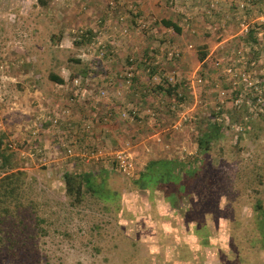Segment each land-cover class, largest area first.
Listing matches in <instances>:
<instances>
[{"label": "rangeland", "instance_id": "rangeland-1", "mask_svg": "<svg viewBox=\"0 0 264 264\" xmlns=\"http://www.w3.org/2000/svg\"><path fill=\"white\" fill-rule=\"evenodd\" d=\"M45 1L41 6L38 0H0V164L5 152L26 172L29 196L45 218L38 230L30 229L33 249L15 257L0 251V264H264V251L252 230L256 201L264 207L263 30L254 47L242 41L251 28L264 24V0H224L213 7V0ZM163 19L177 22L180 33L163 27ZM243 21L247 33L242 32ZM125 26L127 35H118ZM86 30L97 31L101 45ZM77 35L88 41L76 45ZM109 42L122 46L119 53L109 52ZM102 47L109 57H97ZM203 51L207 56L200 62ZM143 55L152 58L150 69L141 65ZM129 58L130 64L136 62V83L118 84L120 99H99L101 80L117 82ZM83 65L94 70L87 89L96 92L90 102L75 106L92 104L98 122L110 125L109 136L119 128L120 137L104 138L99 147L102 152L126 150L133 173H119L107 153L95 160L97 150L80 152L79 172L94 173L105 189L97 192L98 199L87 195L81 207L73 208L66 203L61 179L63 172L75 171L69 162L61 167L62 160L34 154L31 141L25 148L16 137L23 130L33 139L37 118L49 122V113L69 98L48 75L53 72L69 82ZM160 86L170 88L172 95L159 93ZM133 88L139 91L136 96ZM130 103L132 114L138 112L147 124L140 120L134 125L133 116L103 122L106 107L110 111ZM91 114L80 115V134ZM210 118L223 126L222 139L208 157L222 160L218 171L223 191L201 177L192 186V199L176 200L174 211L159 191L133 187L132 180L150 160L192 157L197 129ZM232 194L240 196L233 215ZM180 210L188 211L192 223L183 222Z\"/></svg>", "mask_w": 264, "mask_h": 264}, {"label": "trees", "instance_id": "trees-1", "mask_svg": "<svg viewBox=\"0 0 264 264\" xmlns=\"http://www.w3.org/2000/svg\"><path fill=\"white\" fill-rule=\"evenodd\" d=\"M38 2L41 6H45L46 4L45 0H38ZM160 24L167 29L171 28L176 33H180V28L177 22L175 24L170 19H163L160 21ZM260 29L263 30L262 37L264 40V24H261L260 26H254L251 28L248 31L247 36L242 41L246 44H252V46H255L257 43V33ZM96 32L97 31L86 30L85 35L90 38L95 36V38H97ZM83 37L77 35L76 45H81L84 41H88ZM134 43L140 44L139 41ZM109 44H111V42ZM261 50L264 52V45ZM255 51L256 50L253 49L252 52ZM105 56L108 57L110 55L106 54ZM206 56V51L199 53V61L203 62L206 59ZM143 57L144 58L141 59V65H143L144 69H150V67H153L151 65L152 58L148 55H143ZM130 59L131 58L126 60L125 66L123 64L122 67H124V69L120 70L122 67L119 68L121 72H124L129 67L132 68L133 65L134 68L136 67V62L132 64L128 62ZM131 62H133V59ZM75 63H80V61L76 60ZM97 69L99 70V67ZM91 71L94 70L86 68V65H83L80 69H75L74 72L78 75L76 77L81 78L83 87L90 86L87 83L90 82ZM48 79L55 85H64V79L53 72L48 75ZM136 80L137 76L135 75L132 77V85L134 82L136 83ZM260 81L262 85H264V73L262 74ZM90 92L92 94V92L95 93L96 90L92 89ZM137 92L139 91H136L135 88H133L132 95L136 96ZM158 92L162 95H172L170 88L165 89L161 86L158 88ZM130 104L132 105V103ZM120 110L128 113L130 116L129 118H132L133 116L135 121L134 125L140 120L143 122L142 125H145L147 124L146 122H148V119L141 117L138 112L132 114V110L126 109L123 106L111 109V114L109 115L110 117L107 120L106 118L108 114L101 116L103 122L115 120L123 122L124 119L118 116V111ZM98 119L100 118L93 117V122ZM155 123L158 124L157 121ZM42 124H45L46 127H63V124L53 126L52 122ZM67 127L71 129L69 124ZM222 135L223 126L221 123L217 122L215 118L206 120L204 123L200 124L197 129V136L195 140L196 153L192 157L185 156V158H183L184 160H180L179 157L150 160L139 173L138 177L132 180L133 187L135 189L151 190V192L159 191L164 196L166 202H168L173 208L176 200H180L181 198H187L188 200L192 199V195L195 192L193 191L192 186L194 182L201 177L208 182H212V184L215 183V185L219 188V191H223L224 181H222L219 177L218 171V168L222 166V160H209L208 158L213 145L222 139ZM6 151H8V149H6ZM1 158L3 160H1L0 164V251L2 253L9 254L10 257H15L22 252H25V250L31 251L33 249L32 244L29 243L32 240V232L30 229L33 228L38 230V228L45 223V218L38 215V211L34 208L33 199L29 196V192L26 188V181H24V178L27 176L26 172L23 169L20 170V167H17L18 164L14 163V160H8L5 152L1 154ZM112 166L116 169L114 162H112ZM102 175L106 180L107 172H103ZM96 178V175L93 173L63 172L61 176L62 190L66 203L70 207L78 208L86 202L85 198L87 195L98 199L99 197L97 192L100 191L102 193L105 189V185L102 184L104 182L103 180L96 183ZM206 186H208V184ZM232 188H234V186L231 184L230 190ZM198 192L199 187L197 193ZM239 198L240 196L237 194H232L231 197L228 195L232 215L238 209L237 202ZM254 208L256 211V222L252 230L254 234L257 235L256 238L258 237L260 240L261 250L264 251V207L261 200L256 201ZM187 221L193 220L187 217ZM231 252L235 254L236 251L231 250Z\"/></svg>", "mask_w": 264, "mask_h": 264}, {"label": "crops", "instance_id": "crops-1", "mask_svg": "<svg viewBox=\"0 0 264 264\" xmlns=\"http://www.w3.org/2000/svg\"><path fill=\"white\" fill-rule=\"evenodd\" d=\"M226 5H227V2H226ZM227 9H228V7L226 6L222 9V11L225 12V11H227ZM110 29H111V27L109 28V30ZM130 42L134 43V42H138V41L132 40ZM109 45H111V48H112V50H110L109 52H114V54L119 53L120 49L122 48V46L120 47L118 45V43H116V45L114 46V43L111 42V44H109ZM112 46H114V48ZM107 51H108V49H107ZM98 64L100 67L101 63L99 62ZM116 66H117V68H120V65H114V67H116ZM99 72H101V71H99ZM105 74H106V71H105ZM56 86H58L59 89L64 87L61 85H56ZM87 98H88L87 102H90L91 96H88ZM67 100H68V98L66 99L65 104H67ZM83 103H85V102L75 101L72 103L71 107H73V108H72L71 116L68 118L69 121L67 123H65V122L63 123V127H60V128L46 127L45 125L42 124V122H43L42 118L41 119L37 118L38 122L36 124H38L39 129L31 132L32 136H34L33 139H30V137H31L30 132L27 133L23 130L20 131V134H18V136L16 138L18 139L19 142L22 143V145L25 148H26V143L31 141L32 150L34 151V154L37 153L40 155H45L48 157L49 160H53V162H55V160H62V161H60L61 167H63V164L65 162H69L68 166L71 167L73 170H75L74 172L86 173V172H79L80 170L76 166L77 165L76 162L78 160H81L80 158H78V157H81L79 155V153L85 152L86 150H88L90 148H92V150H97L98 148H100L99 146L102 144V141H101L102 139L107 138V139L113 140L116 138V136H119L120 131L118 130L119 128L117 127V128H115L114 131H111V133H113V134L111 136H109L108 135L109 130L106 129V127H110V125H103L102 123H99L98 120H96L95 122H93V128H92L91 133L80 134L79 133V127H80L81 122L84 121V119H81L80 115H84V114L89 115V113H92L90 115V117L93 116L94 118H98L94 114V111H93L92 106H91L92 104L90 106L85 105V106H83V108L80 106L79 107L75 106L77 104H83ZM57 114H58V111L49 113L48 116L53 117ZM104 114H111V112L109 111V108L106 107L105 110H102L101 115H104ZM91 119L93 120V118H89L86 121H89ZM68 124L70 125L71 129H69L67 127ZM40 126H42V127H40ZM41 130H42V132H40ZM35 133H38V134L35 135ZM103 134H104V136H103ZM112 142H114V141H112ZM70 149H72V151H73L71 156H69L67 154V151ZM24 154L25 153L22 152L21 157H24ZM19 159L24 160L23 158H19ZM66 160H68V161H66ZM58 167H59V163H56V169H58ZM73 170H71V171H73ZM67 172H69V171H67ZM103 172H106V171H103ZM103 172H101V173H103Z\"/></svg>", "mask_w": 264, "mask_h": 264}, {"label": "built area", "instance_id": "built-area-1", "mask_svg": "<svg viewBox=\"0 0 264 264\" xmlns=\"http://www.w3.org/2000/svg\"><path fill=\"white\" fill-rule=\"evenodd\" d=\"M180 1V0H179ZM184 1H191L193 3L194 0H184ZM224 0H213L212 2V7L213 5H216L217 3L223 2ZM113 6V4L111 5ZM115 7V4L114 6ZM130 11L131 7H129ZM133 14H135L134 12H132ZM123 21V18L120 17V22ZM142 20H138V23L141 24ZM242 27H243V31L247 33V27L245 22H242ZM141 27L144 28L145 25L142 23ZM115 30V28H114ZM128 32L127 27L125 26L124 28H121L118 30L117 34L120 36H126ZM112 37V36H110ZM92 42H96L97 45H101L100 39H99V34L97 35V38H94ZM91 44V43H90ZM98 58H104L105 57V51L103 50V47L100 48V50L98 51ZM132 59H130L129 62H131ZM155 65H157V62L155 63ZM132 68L129 67L127 68L124 72H122L121 74L118 75L117 78V82H108L105 83L103 82V79L101 80L102 85L98 88V93H97V97L101 100H110V98H117L120 99L122 97V89L119 86H123L126 85L128 87L132 86ZM172 79L169 78V82H171ZM65 85L64 86V91L68 94L69 98H68V102L67 104H65L60 110L58 111V114L48 118L49 122H52L53 126H57V125H61L64 122L67 123L69 120L68 118L71 116V104L74 101L77 102H86L87 101V97L91 96V92L90 90L87 89L86 87H83V83L81 82V78L79 77H74V78H70L69 82L68 80H66L64 82ZM117 85V88H114V85ZM119 84V86H118ZM249 85H251L249 83ZM126 109L132 110V105L131 104H127L126 105ZM110 114H108L109 116ZM118 116H120L122 119L127 120V119H131L129 118L130 116L128 115V113H126L125 111H118ZM107 120V118H106ZM92 128H93V120H89L86 121L82 124V130L81 133L82 134H87V133H91L92 132ZM73 153L72 149L67 151V154L69 156H71ZM107 153V154H106ZM83 154V153H82ZM106 157H109L111 160H113V162L116 165V170L121 173L123 176H131L133 173V164L131 162L129 153L126 152V150L124 149H119V150H111L109 149L106 152H102V150L100 148L97 149V153L94 156L96 159L98 160L99 157H103V155ZM85 155H82V157Z\"/></svg>", "mask_w": 264, "mask_h": 264}, {"label": "flooded vegetation", "instance_id": "flooded-vegetation-1", "mask_svg": "<svg viewBox=\"0 0 264 264\" xmlns=\"http://www.w3.org/2000/svg\"><path fill=\"white\" fill-rule=\"evenodd\" d=\"M172 208V210H174V208L173 207H171ZM175 211V210H174ZM181 212V219H183L184 221V223H192L191 221H187V213H188V211L187 210H180Z\"/></svg>", "mask_w": 264, "mask_h": 264}]
</instances>
